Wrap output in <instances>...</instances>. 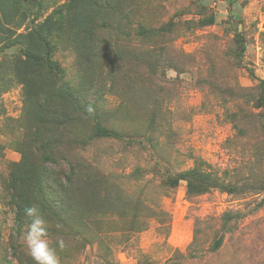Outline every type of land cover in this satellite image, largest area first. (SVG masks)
<instances>
[{"label": "rangeland", "instance_id": "1", "mask_svg": "<svg viewBox=\"0 0 264 264\" xmlns=\"http://www.w3.org/2000/svg\"><path fill=\"white\" fill-rule=\"evenodd\" d=\"M70 2L24 0L28 18L10 36L0 23V264H34L7 182L21 151L35 152L16 66L25 36ZM108 6L95 19L105 44L56 41L68 81L94 87L102 125L119 135L80 153L96 170V203H76L74 222L48 224L62 264H264V0ZM238 34L244 54L228 58ZM200 163L234 192L191 197L184 178L167 185Z\"/></svg>", "mask_w": 264, "mask_h": 264}, {"label": "trees", "instance_id": "2", "mask_svg": "<svg viewBox=\"0 0 264 264\" xmlns=\"http://www.w3.org/2000/svg\"><path fill=\"white\" fill-rule=\"evenodd\" d=\"M23 1L0 0L1 30L9 36L28 18ZM110 1L71 0L64 12H55L25 36V52L17 63L16 74L25 89L27 120L33 126L31 143L35 152L30 155L22 150L23 159L13 165L7 180L16 206L18 231L26 230L30 223L24 214L27 206L38 205L48 224L54 226L59 221L63 226L69 221L74 222L76 215L72 212L76 203H86L91 196L96 203L95 197L99 193L98 190L95 192L96 170L86 164L80 153L95 137L119 135L102 125L100 99L95 97L94 87L85 88L80 82L68 81L66 69L54 57L58 52L56 41L61 36L75 41L81 39L83 43L89 41L99 47L105 44V39L98 36L95 19L110 9ZM213 21L210 17L205 23ZM140 34L146 36L144 28L140 29ZM234 42L235 48L228 58L238 59L246 49L245 40L238 34ZM90 56H87L88 60L92 59ZM94 60L85 62L90 65ZM248 95L241 96L245 100L253 98ZM260 105L264 111L263 97ZM181 178L187 180L191 197L209 193L212 189L233 193L235 188L227 185L215 172L207 171L203 163L170 179L167 185L176 188ZM52 232L53 229L49 231L50 236ZM221 244L222 240H219L216 246Z\"/></svg>", "mask_w": 264, "mask_h": 264}, {"label": "clouds", "instance_id": "3", "mask_svg": "<svg viewBox=\"0 0 264 264\" xmlns=\"http://www.w3.org/2000/svg\"><path fill=\"white\" fill-rule=\"evenodd\" d=\"M25 216L30 220L22 236L26 254L31 257L34 264H62L57 248L50 239L48 221L38 205L27 206ZM60 250L65 243L63 239L57 241Z\"/></svg>", "mask_w": 264, "mask_h": 264}]
</instances>
